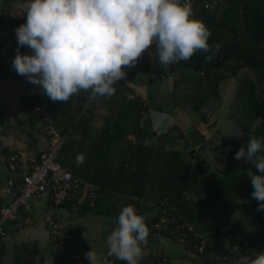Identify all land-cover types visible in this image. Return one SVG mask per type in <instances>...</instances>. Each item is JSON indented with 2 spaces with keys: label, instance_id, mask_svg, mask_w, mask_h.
Wrapping results in <instances>:
<instances>
[{
  "label": "trees",
  "instance_id": "obj_1",
  "mask_svg": "<svg viewBox=\"0 0 264 264\" xmlns=\"http://www.w3.org/2000/svg\"><path fill=\"white\" fill-rule=\"evenodd\" d=\"M193 12V18L202 20L211 31L208 43L213 46L218 43L221 46L219 54L211 62L205 61V56L211 53L198 51L187 62L181 61L169 66L160 64L157 55L152 62L142 59L136 64H139L149 80L155 83L168 79L166 77L170 74L174 75L172 81L176 83V89L177 82L190 76L186 80V86L196 85L195 88H198L196 102L192 106L198 111L209 96L219 98V81L224 78L217 75L219 71L225 69L226 78L239 80L230 115L244 135L241 139L226 140L218 146L226 153L223 165L211 170V167L206 165L207 160L197 153L194 147L189 149V146H186L185 150L182 149L180 146L183 144V135L175 132L178 130L177 125L170 129L167 137L159 136L161 143L158 146L146 144L147 137L156 135L147 124L151 106L134 95L133 90L124 81L115 85L116 92L111 97L112 109H119L116 118L112 116V138L103 133L98 139L102 141V147L112 145V163L94 153L95 148H91L84 163L78 165L74 160V156L81 151L79 146L83 145V141L81 143L76 134L84 125L91 123L93 115L90 110H85V104L88 101L103 102L109 97L97 96L95 99H89V92L81 91L66 103H49V112L57 129L66 136L58 162L74 177L100 185V196L94 203L86 201L78 206V209L84 212L111 215L112 211L101 210L98 204L103 192L112 191L142 199L143 215L152 204H155L157 209L163 204H168L175 208V211H172L173 216L178 217L180 213L198 232L220 238L236 230L245 233L241 221L232 223L238 203L244 202L247 206L242 209L243 214L248 213L247 207L253 210V233L249 240L253 243H263L264 212L257 211L258 202L251 195L254 189L247 171L251 170L255 175L264 173H260L251 162L236 160L234 156L243 145H247L250 136L264 140V124L255 132L252 131L256 119H264V90L260 87L261 81L264 80V0H224L208 10L199 3ZM5 20L8 21L9 18L4 14L0 18L1 29L4 28ZM14 24L17 28L22 23ZM149 70L159 75L153 78ZM244 70L256 73L258 79L240 77ZM188 72L191 75H188ZM161 75L165 77L162 79ZM182 77L184 78L181 79ZM204 86L211 88V94L199 98L200 90ZM131 94L134 96L130 97ZM185 98L179 96V99ZM180 107H183V104L180 106V103H174V109L179 110ZM202 119L206 120L205 115H202ZM129 136H133L134 140ZM198 143L199 140L195 144ZM187 149L190 151L187 152ZM114 160L118 162L114 164ZM135 204L138 205L130 200V205ZM60 207L71 209L72 205L65 204ZM78 231L77 235L81 236ZM195 244L194 238L191 237L184 246L193 252ZM38 251L35 246L23 244L17 249L13 264H32L33 256ZM2 252L0 247L1 255ZM55 257L58 264H63L59 253L55 254ZM161 258L157 257L156 262ZM251 258H255V254H252ZM111 259L115 258L109 257V260ZM115 261L116 264H126L117 259Z\"/></svg>",
  "mask_w": 264,
  "mask_h": 264
},
{
  "label": "clouds",
  "instance_id": "obj_2",
  "mask_svg": "<svg viewBox=\"0 0 264 264\" xmlns=\"http://www.w3.org/2000/svg\"><path fill=\"white\" fill-rule=\"evenodd\" d=\"M26 23L15 29L18 47L12 61L15 72L41 88L53 102L66 103L81 91L89 99L110 97L134 67L142 53L153 45L160 64L187 62L198 51L220 52V44L208 43L211 31L194 19L191 0H27ZM27 46L32 54H21ZM264 124L258 117L255 132ZM264 140L250 136L234 159L251 162L264 173ZM258 202L264 212V175L248 170ZM150 230L132 205L124 206L117 227L107 237V255L101 257L90 245L88 264H109V257L126 264H139L142 245ZM239 264H264V252L255 258L243 257Z\"/></svg>",
  "mask_w": 264,
  "mask_h": 264
},
{
  "label": "crops",
  "instance_id": "obj_3",
  "mask_svg": "<svg viewBox=\"0 0 264 264\" xmlns=\"http://www.w3.org/2000/svg\"><path fill=\"white\" fill-rule=\"evenodd\" d=\"M26 2L27 0H13L11 2L10 0H0V18L5 14L9 20L13 21L10 23L9 20H5L4 28H0L2 34V45H0V208L7 205L13 199L14 193L21 183L22 174L28 170L34 161L39 158L41 153L47 149L49 143L48 136L42 132L41 120L37 116L27 121H20L18 119V112L25 101L24 98L26 93H32L35 96L36 104L49 114V103L52 101L43 94L40 87L31 84L26 76L17 74L12 67V61L16 55L15 50L18 47L15 33L16 25L14 23H26ZM198 6L199 4L195 5L194 9ZM20 52L21 54H32L31 49L27 46L20 48ZM125 71L127 75L121 81H124L133 90L134 95L139 96L148 106L149 102L145 98V95L150 96L155 103L154 107L151 106L150 111L157 110L170 113L179 128L181 121L176 118L178 110L174 109L175 99L173 98L176 90V83L170 79L163 80L159 83L150 81L139 64H135V66L131 68H126ZM188 75L191 74L188 72ZM183 78L184 77L181 79ZM188 78H190V76L183 79L185 80L184 85L187 84L186 80H188ZM111 97L112 96L106 98L103 102L88 101V103L85 104V110H90L93 115L91 123L84 125L81 131L76 134L77 139H79L81 143L83 141V145L79 146L81 151L74 156V160L78 165L86 161L88 153L91 152V148H95L94 153L98 154L99 157L102 156L104 160H108L112 163V145H104L102 147V145H100L102 141L100 142V140H98L102 137L101 135L103 133L109 137L110 133L112 135V116L116 118L119 113L117 107L118 110L112 109ZM207 116L209 117L211 115ZM205 121L206 120H198L200 123ZM168 132H170V130H168ZM182 135L181 141H183V144L180 146L182 148L188 146V144L184 142V138H187L189 144H195L198 141V138H193L188 132ZM154 136H156L159 141V145L161 143L159 136ZM199 136H201V134H199ZM111 138L112 136L110 139ZM129 138L134 140L133 136H129ZM147 139L148 137L145 139L146 144ZM222 143L219 144V140L215 142L213 139L209 140L207 143L203 140L196 144L194 149L200 154V150L205 147L211 150L220 149L218 146ZM167 148L168 147H166V149ZM114 150L115 149H113V151ZM188 151L190 150L187 149V152ZM12 152L19 155V164L21 167L15 171L10 170L6 163V156L8 153ZM222 157L224 158V155H222ZM223 158L221 159L220 166L223 165ZM104 162L106 163V161ZM117 162L118 160H114V164ZM206 165L210 166L208 161ZM124 180L126 181V179ZM130 200H132L130 195L118 194L112 191L103 192L99 200V208L105 211H112L111 215L84 212V210L78 208L68 209L50 204L45 200L33 201L30 209V215L34 219L33 224L24 228H18L15 223L6 225L7 237L6 240L0 244L1 249H3V264H13L17 249L23 244L35 246L38 250H46L49 241L46 222L49 218L54 216L64 217L69 221L73 230H79L78 232L81 234L87 252L91 250V245L98 255L101 257L106 256L108 251V245L106 243L107 237L117 227L119 212L124 206L130 205ZM157 212V207L155 204H152V206L145 211L144 216H154ZM252 215L253 211L249 218L252 219ZM234 219L235 221L232 223L240 222V220H237L236 216H234ZM252 233L253 230L249 234L245 232L248 237ZM142 249L143 256L139 264H156L157 257L167 258L170 264H205L203 260L197 259L193 252L187 250L184 244L175 243L165 237L147 239V244L142 245ZM45 259L48 264H58L56 258L50 254H46ZM235 261H237V259H232L225 264H234Z\"/></svg>",
  "mask_w": 264,
  "mask_h": 264
},
{
  "label": "built area",
  "instance_id": "obj_4",
  "mask_svg": "<svg viewBox=\"0 0 264 264\" xmlns=\"http://www.w3.org/2000/svg\"><path fill=\"white\" fill-rule=\"evenodd\" d=\"M224 0H191L192 9L195 5L202 3L208 10ZM1 16V14H0ZM0 45H2V34L0 30ZM155 46L142 53L140 60L152 62L156 57ZM149 74L155 78L159 74L149 70ZM162 79L165 77L161 75ZM170 80L175 76L170 74L166 77ZM21 109L18 112L20 121H27L37 116L42 123V132L48 136L49 143L47 149L41 153L31 167L22 174L21 183L14 193L13 199L0 208V244L6 240L9 223H15L18 228H24L33 224L34 219L30 215L31 203L35 200H45L56 206L71 204L72 209L86 201L94 203L100 196L101 187L99 184L74 177L66 171L58 162V156L62 149L66 136L57 129L50 114L36 104L35 96L28 92L25 95ZM206 122L200 123L197 130L201 132V127ZM8 168L12 171L20 169L19 155L8 153L6 156ZM138 205H134L137 213L142 215L150 230L149 238L158 239L165 237L175 243L185 244L187 239L194 238L193 253L197 259L203 260L206 264H225L232 259H237L234 264H239L243 257H249L255 252H264L263 243H253L242 231L236 230L220 238H213L198 232L195 226L186 220L180 213L178 217L172 215L174 207L163 204L154 216H144L142 199L132 198ZM46 228L49 234L47 249L39 250L34 254L32 264H48L45 255L50 254L55 257L59 253L63 264H88L85 258L87 249L82 237L77 235L71 224L62 216H54L47 220ZM56 258V257H55ZM0 264H3V257L0 254ZM109 264H116L115 259L109 260ZM156 264H170L166 258H161Z\"/></svg>",
  "mask_w": 264,
  "mask_h": 264
},
{
  "label": "rangeland",
  "instance_id": "obj_5",
  "mask_svg": "<svg viewBox=\"0 0 264 264\" xmlns=\"http://www.w3.org/2000/svg\"><path fill=\"white\" fill-rule=\"evenodd\" d=\"M225 71L226 70L223 69L222 71H219V73H217L218 76L224 77L219 81V98L217 99L213 96H209L205 100L199 111L192 108V106L196 102V96L198 95V88L195 89L196 85L186 86V84L184 85L185 80H181L180 82H178V87L175 90L173 98L175 99L176 103H180V106H182L183 104V107H180L178 113L176 114V118L180 119L181 121V125H179L178 130L175 131L177 134H186V132H188L193 138H198L199 142H202L204 140L207 143L209 142V140L213 139L215 142L219 140V144L226 140H237L243 137L244 134L240 126L230 115L235 99V94L240 82L237 78L227 79L225 77L226 75L224 74ZM240 77H245L253 80L258 79L257 74L251 72L250 70L242 71L240 73ZM193 84L195 83H192V85ZM260 87L264 90V80L261 81ZM211 91V88H208L206 86L202 87L200 90L199 98L202 95H210ZM181 95L186 98L179 99V96ZM129 96L133 97L134 95L131 94ZM145 98L148 100L150 106H155V103L150 96L145 95ZM202 115H205L206 123L201 127V132H199L196 127L200 125V122H198V120L203 121ZM207 115L211 116L208 117ZM196 123L197 125L195 127ZM199 134H201L202 139ZM184 142L188 144L189 149L193 148L196 145L192 143L189 144L187 138L184 139ZM158 143L159 141L154 135L149 136L147 139V144L158 146ZM185 148L186 147H183L182 149L185 150ZM200 155L208 161L211 170H216L221 167L220 163L221 159L223 158L222 155H224L223 160L226 158V153L223 154L222 149L211 150L207 147L200 150ZM246 206L247 205L244 202H239L238 209L235 210L234 216L237 217V220L241 221V223L245 227V230H247L245 232L249 234L253 230L250 220L251 218H249L253 210L250 209V207H247L248 213L243 214L242 209ZM233 221H235L234 217L232 222Z\"/></svg>",
  "mask_w": 264,
  "mask_h": 264
},
{
  "label": "water",
  "instance_id": "obj_6",
  "mask_svg": "<svg viewBox=\"0 0 264 264\" xmlns=\"http://www.w3.org/2000/svg\"><path fill=\"white\" fill-rule=\"evenodd\" d=\"M147 124L156 135L167 137L168 130L176 126V121L170 113L152 110L147 117Z\"/></svg>",
  "mask_w": 264,
  "mask_h": 264
}]
</instances>
